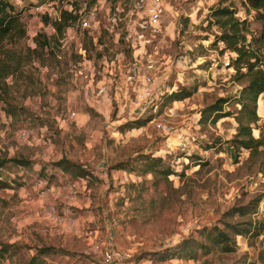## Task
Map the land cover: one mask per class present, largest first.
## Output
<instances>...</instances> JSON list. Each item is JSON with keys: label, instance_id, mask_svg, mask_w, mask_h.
<instances>
[{"label": "rangeland", "instance_id": "obj_1", "mask_svg": "<svg viewBox=\"0 0 264 264\" xmlns=\"http://www.w3.org/2000/svg\"><path fill=\"white\" fill-rule=\"evenodd\" d=\"M7 1L24 8L25 34L7 38L4 47L22 55L35 46L36 33L52 28L35 8L43 0ZM132 1L115 4L124 12ZM86 3L52 0L48 7L60 12ZM94 3L102 7L91 34L67 26L40 57L2 79L0 156L25 163L8 164L9 173H2L10 183L0 189V264H28L33 255L43 264H103L105 250L122 256L119 264H264V147L248 150L230 142L239 107L234 97L247 75L241 74L244 66L236 71L235 53L214 41L224 26L213 13L225 5L236 8L245 42L263 58L264 40L253 39L261 26L255 10L245 0L166 1L155 55L154 112L131 106L119 71L130 60V48L142 59V44L103 29L114 0ZM171 90L188 95L161 105ZM218 97L228 98L222 106L231 114L213 122L204 110ZM258 98L259 117L251 125L264 138V91ZM160 122L170 126L171 137L176 130L196 139L184 147L176 140L168 145ZM60 158L84 168L85 175L63 170L55 163ZM166 168L172 170L168 175ZM39 176L46 177L42 185L36 184ZM257 200L254 212L234 210ZM226 224L249 231L233 234ZM203 225L227 227V245L204 239ZM166 250L176 253L167 257ZM188 251L194 256L182 254Z\"/></svg>", "mask_w": 264, "mask_h": 264}, {"label": "trees", "instance_id": "obj_2", "mask_svg": "<svg viewBox=\"0 0 264 264\" xmlns=\"http://www.w3.org/2000/svg\"><path fill=\"white\" fill-rule=\"evenodd\" d=\"M94 2H96V0H87L86 4L91 5ZM245 2L248 6L255 10L256 18L259 19L261 25L258 38L255 37L253 39L258 41L264 40V0H245ZM23 9V7H15L7 0H0V52H3V57H0V88L4 86L3 84H5V82L3 84L1 82L6 75L17 73L25 64V61L31 60L33 56L40 57L42 50L49 45L50 40H56L58 33H61L64 28L72 25L76 21L79 11L78 9L64 8L60 11L59 16L56 18H52L44 14L43 19L46 24L50 25L52 31L49 32V34H46L45 32L36 33L34 36V41L36 43L35 46L33 48L28 46V51L21 55L20 52L16 53V50L14 49L12 50L11 48L4 47V41L7 38L21 37L25 34V29L23 28L20 19ZM213 13L218 17L217 21L222 26H224L220 33L215 36L214 41H221L224 44L225 49L235 53L233 65H236V71H238L241 66H244L246 71L241 72V74L247 75V82L241 86L238 95L234 97V101L235 103L239 104V107L236 112H233L237 126L236 133L232 138H230V142L232 145L238 144L239 146L247 148L248 150L258 149L259 145H263L264 147V138L254 135L253 130L255 127L251 125V123L256 122L259 117L257 114V103L259 100L258 97L264 91V57L262 58L261 55H259V53L254 50V48H250L248 46L250 41L247 43L245 42V34L242 32L245 29L244 20H241L235 15L236 8L225 5L216 8ZM92 29L94 28L89 27L82 30L83 34H91ZM103 29L107 30L105 23L103 24ZM129 50L131 55V48ZM48 51L52 56H55V51L52 47ZM81 56L83 58L86 57L85 48ZM173 91L171 90L164 94L162 102L160 101L161 105L165 104V102H163L164 99L175 100L188 95H180L179 91ZM227 100V97H218L214 102L205 108L204 115L206 117L211 115V121L213 122L223 116L230 115L231 112L229 110H224L222 106ZM201 112L199 115V120L201 119ZM154 157L156 161H161L160 156ZM24 163L25 160H21L15 156H0V189L2 187L8 186L10 183V179L5 178L2 174L3 171L9 173L7 165L13 164L23 167L22 165ZM55 163L61 166L63 170H67L75 176H84L86 173L84 168L79 165H75L68 158H60ZM171 172L172 170L170 168H166L165 171H163V173L166 175L170 174ZM39 177L43 178L44 176ZM45 178L46 177H44V179ZM257 202L258 200L256 201V205L243 204L234 210H236L239 214L254 212ZM226 225L231 229L233 234H245V232L249 231L248 227H237L235 224ZM227 227L222 228L217 225H203L199 231L204 239L217 245L224 243L223 245L226 246V240L229 237ZM186 242L187 240H184L180 244L182 245ZM204 245L207 244L203 241H199V246L204 247ZM176 247H178V245H176ZM39 251H45V249H39ZM166 251V254L168 255L167 257H170L176 253L170 252L169 250ZM1 253L2 252L0 251V254ZM182 254L188 258L194 256V252L191 251L184 252ZM28 264H43V259L38 255H33L30 258Z\"/></svg>", "mask_w": 264, "mask_h": 264}, {"label": "built area", "instance_id": "obj_3", "mask_svg": "<svg viewBox=\"0 0 264 264\" xmlns=\"http://www.w3.org/2000/svg\"><path fill=\"white\" fill-rule=\"evenodd\" d=\"M12 2L19 4L22 0H11ZM111 1V0H107ZM117 0H114L113 5L109 6L105 10L106 16V28L107 30H118L119 33H123L122 38L125 42L131 40V36L138 40L143 46L142 59L133 57L131 50L130 60L124 62L123 69L119 70L123 77V83L126 86V90L129 93V101L131 106L136 111H143L149 107H152L155 112L157 109V89L154 85L155 72L158 71L157 59L155 55L158 53L159 36L161 34V20L166 12L165 3L167 0H134L130 4L129 8L123 12L124 8H120L118 4H115ZM52 0H43L38 3L36 10L46 14L50 17L56 18L60 12L53 10L50 6ZM99 2V0H98ZM103 3L106 0H102ZM98 3H93L88 7L84 6L79 9L76 21L70 26L71 29L75 27L84 30L89 27L96 28L99 20L97 18ZM121 15H123L121 17ZM128 47L129 44H128ZM81 51V48H80ZM115 88H119V84L114 85ZM104 86L99 88V92L104 91ZM72 111L70 115H74ZM158 126L163 127L167 134L166 141L170 145L171 141L176 140L177 144L181 147L186 146L189 142L196 139L194 134L189 136L184 132L173 130V137L169 135L170 126H166L164 123H157ZM21 135H26L27 130L21 128L19 130ZM45 183L44 178H37L36 184L42 185ZM51 216H54V207H50L49 211ZM122 256L114 257L111 252L105 250L102 254L103 264H119Z\"/></svg>", "mask_w": 264, "mask_h": 264}]
</instances>
